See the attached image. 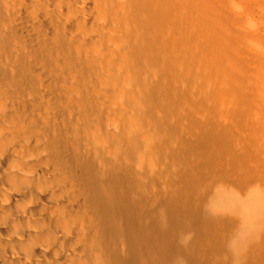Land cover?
<instances>
[{
	"label": "bare ground",
	"instance_id": "1",
	"mask_svg": "<svg viewBox=\"0 0 264 264\" xmlns=\"http://www.w3.org/2000/svg\"><path fill=\"white\" fill-rule=\"evenodd\" d=\"M0 11L5 24V35H0V70H9L2 76L18 73L26 82L33 81V92L43 98L41 107H56L54 111L50 107L52 118H56L58 104L60 109L65 105L69 115H62V121L67 120L70 127V122H75L74 127H58L54 133L58 136L61 130L75 131L79 142H86V153L91 150V160L93 155L102 157L97 164L86 162L78 155L80 151L77 155L83 162L76 165L79 157L75 155L73 161L63 153L72 160L71 165H76L67 170L76 177V185L80 183L78 193L82 190L86 200L85 204L82 200V211H74L69 198L71 184L67 182L70 178L57 167L59 162L64 163V156L56 157L54 140L51 143L49 134V139L45 136L49 126L39 120L44 117L47 123L48 110L35 104L38 111L46 110L38 119L43 125L40 131L36 120L30 123L34 112L30 115L29 110L35 106L26 105L23 94L15 98L10 76L9 80L0 79L5 82L0 86V238L4 237V243L13 250L21 247L19 253L11 255L16 250L11 251L9 246L5 253L0 246V264H46L49 254L66 257V251L76 246L73 242L84 230L79 227L81 218L83 223L94 224L90 226L95 230L92 236L82 231L87 236L84 239L91 236L93 242L102 240L101 221L97 222L102 218L93 214L89 199L96 196L97 185L89 184L92 180L89 178L88 183L86 174L109 180L117 164L126 160L135 165L137 173L131 174L139 181L144 174L167 178L168 170L174 167L166 165L172 161L184 168L193 163L190 155L194 147L214 151L218 173L239 188L234 191L242 189L238 196L250 201L259 198L256 205L246 207L255 235L246 247L244 263L264 261V0H0ZM12 40L18 44L10 43ZM66 116L70 121L64 119ZM51 127L52 132L55 125ZM33 129L46 137L39 139L42 143L31 138ZM81 148L86 149L84 145ZM52 149L57 151V166L52 163ZM47 152L52 159L46 157ZM73 175H69L72 182ZM230 182L226 186L231 189ZM172 183L177 188L179 182ZM230 189L228 192L233 191V187ZM85 205L92 209L91 215L83 213ZM91 209L87 208L88 213ZM47 214L54 215L55 227L47 231L46 225L45 232V225L41 229L40 224ZM75 215L81 218L76 220ZM240 224L239 228L245 230L246 226ZM37 238L38 244L33 245ZM84 239L79 249L86 245ZM96 242L93 244L101 247L102 241ZM89 246V251L95 248ZM84 249L77 255L70 252L83 255ZM95 252L89 257L95 258V264H104L107 254Z\"/></svg>",
	"mask_w": 264,
	"mask_h": 264
},
{
	"label": "rangeland",
	"instance_id": "2",
	"mask_svg": "<svg viewBox=\"0 0 264 264\" xmlns=\"http://www.w3.org/2000/svg\"><path fill=\"white\" fill-rule=\"evenodd\" d=\"M4 26H5L4 18H3L2 12L0 11V35H5ZM0 40H1V37H0ZM10 43H13L16 45V44H18V41L12 40V41H10ZM12 55L13 54H11V56ZM10 61H12V60H10ZM14 68L15 67H13L12 69H14ZM8 71L9 70L1 72V70H0V77H1L0 79L2 81L9 80L8 76H10L9 75L10 73L7 74V77L2 76L3 75L2 73H7ZM10 79H11V84L9 86L13 92L15 91L13 93V95H15V98H18V97H20V95L23 94L22 95L23 101L26 105H28V106L31 105V108H32L33 105L35 106V104H36L38 107V105L40 104L39 105L40 109L45 108L46 110H48V112H46V110H44V112L48 113L45 115V114H43L44 112L42 113L43 110L40 111V109H39V111L41 112L40 113L38 111V109L36 108V106L33 107L32 110H29V111H31L29 113H31L30 115H32V112H34L33 115L35 116V114H36V118L34 116H32V120H30L31 121L30 123L33 125L32 121L35 122L34 120H36L37 122L34 124H36V125L38 124V126H39L38 129H39L42 125V124L40 125V123L43 121V123L45 125L47 124L50 127L49 128L48 126H46L49 128V130H48V128L46 129V131H45L46 135L45 136L47 137V135L49 134L50 140L52 141L51 143H53V140H54L53 149L55 148L58 151L57 156L56 155L55 156L57 158H60L61 155L64 156V158H61V161L63 159L64 163L62 162L63 164H61V162H59L60 163V165H59L58 161L56 160L57 158L54 156V154L57 151L54 152L53 149H52V151L54 153L51 152V154L55 157L54 160L50 157L52 155L50 153L48 154L49 151L47 152L46 155H48V156H46V157L51 158L52 161H54L52 163H54L56 166L57 165L63 166V167L65 166L64 167L65 169L57 166L59 169L62 170V172H60V173L63 176L67 175L66 177H68L72 180V177H69V175L72 176L73 174L72 173L69 174V171H71L70 169L74 165V163H73V165H71V164H72V160L75 159L76 156L79 158L78 159L76 158L77 160H76L75 164L77 163V161L80 162V160H79L80 156L81 157L84 156L82 159L83 161L89 160L90 163L94 162L97 164V162L100 161V159L102 157H98V156H94V155H93L92 160L90 159L91 158V153H90L91 150L89 151L90 155H89V153L88 154L86 153L89 150V149H87V145H85L86 142L83 141L84 139L83 140L81 139L82 142L81 141L79 142L80 138H77L78 135L75 134V131H74L75 128L72 129L74 131L73 134L75 136L71 133L70 129H69L70 133H71L70 137L68 136L70 134L68 132L69 130L67 131L69 134H66L67 132L63 131L64 130L63 127L66 128V125H67V123H66L67 120L66 121L64 120L66 124L63 123V121H62L63 116L68 114V112L65 113L66 108H65L64 104H62V105H64L63 106L64 109L63 108L60 109L61 107L58 104L59 109L58 108L57 109L59 110V112H58L59 115H57L58 110L56 109L55 115H56V118L58 119V121L56 122L57 123V127H56L55 121L57 119L52 118L51 114H49L50 107L52 108L53 106L49 105L50 107H48L45 104L49 109L46 108L45 106L41 107L44 105V104L42 105L43 98H42L41 93L33 92V89L35 88V84L33 83V81H31L32 83L26 82L23 75H20L18 73H15V75H11ZM8 82H10V81H8ZM3 83H5V82H0V86ZM29 83L31 85L33 84L34 86L32 87ZM47 100L49 101V99H46L45 101L47 102ZM50 101H52V100H50ZM31 108H29V109H31ZM55 108H52V110H50V111H54L53 109H55ZM33 109H34V111H33ZM36 111H38V112H36ZM60 111L61 112L64 111L63 114ZM39 113H40V115H39ZM44 115H45V117L47 116L50 119L52 118L53 120L52 119L51 120L54 123L51 122V120H49L47 117H46L47 123L44 122L46 119L43 120L44 117H41ZM60 115L61 116L63 115V116L61 117ZM57 116L61 117V118H58ZM68 117L66 116L64 119H69V121H70V116H68ZM38 119L40 121L41 120L42 121L38 122L39 121ZM54 119H56V120H54ZM59 120L62 121V124L65 126L60 124L61 122H59ZM48 121L51 123H48ZM74 123L75 122H73V123L70 122L71 127L72 126L74 127V125H72ZM51 124L55 125L52 132L50 131L52 128ZM58 124L60 126H58ZM58 127L59 128L62 127L61 129H63V130H61V129L60 130L63 132L60 131L61 134L60 135L58 134V136H57V134H55V133L59 131ZM68 127L71 128L70 126H68ZM68 127L66 128V130L68 129ZM34 128H37V126ZM55 128L58 131H56ZM38 129H33L32 131L31 130L30 131L33 134L35 133L37 135H38V133H40L41 138L39 135H38V137H36L35 134H34V137L32 136L31 138L42 140V137H43L42 132H38L40 130V129L39 130ZM41 129H42V127H41ZM34 130H36V131L34 132ZM47 130H48V132H51V133L55 132L54 133L55 137L56 136L58 137V138L56 137L57 141L54 139L55 137H53V135L51 133H47ZM76 135H77V137H76ZM59 136H60V139L62 138L63 140H60ZM46 137H43V139H46ZM61 141H63V142H61ZM166 141H167V145H169V147H170L171 141L168 138H166ZM46 142H48V140ZM49 142L46 144H49ZM43 143H44V141H43ZM55 143H57V145ZM81 143H83V145L85 146V148H86L85 150H84V148H81L83 146ZM79 144L82 146H80ZM56 146H57V148H56ZM170 148H172V147H170ZM80 149H82V150H80ZM83 150L85 153L83 152ZM134 150L135 149H131L132 153H134ZM59 151H61V152H59ZM78 152H80V153L78 154ZM169 152H171V151L167 150L166 153L169 155L170 154ZM63 153H65V154L67 153V155L70 158L66 155H63ZM82 153L89 155L88 156L89 159H88V157H86ZM59 154H60V156H58ZM77 154L78 155L81 154V155L78 156ZM72 155H73V157H71ZM65 156H66V158H65ZM164 156L165 155H163V158H164ZM67 157L69 159H72V160H68ZM190 157H191L190 161L191 162L193 161V163H191L190 165L187 164V166L185 168H184V166L180 167L181 165L179 166V164L176 161H175V163H174V161H172V162L170 161L171 163L168 162L169 166L165 164L167 166V168L169 167V169L174 167V168H172L173 170L172 169L168 170V171H170L171 174L174 171L177 173L180 172L179 175L174 172L173 174L174 175L176 174V175L173 176V174L171 175L167 171L169 173V174H167V178H166V175H165V177H164V175H162L163 177L159 176L160 177L159 178L158 176L150 177V174H144V178L141 181H139V179L136 178V176L131 174V171L137 173L135 165L133 164L132 161L127 162L126 160H123V163L120 162V164L116 163L117 165H119V167H121V168L118 167V169H120L122 171L117 169L119 172L117 170L114 173L111 172L112 176H111V179H109V180L107 178H105V180H103L104 177L103 178H99V177L95 178L97 175H95V177H94V174H92V176H91V173H90V175H89V173L86 174V175H88V177H87L88 179L91 178L92 181L93 180L95 181V183H94V182L90 181V179L88 180L86 178L88 180V183L90 181L89 184H92L93 187L97 185L96 187H94L95 193L97 192V194H95L96 196L89 197V199L91 198L90 202L92 205V209L95 212L93 214L95 216L97 214V216H99L100 219L102 218L101 220H99V218H96V220H99L97 222L100 223V221H101V223H100L101 227L99 228V232H100V235H102L101 236L102 237V240H101L102 244L99 243V242H101L99 239H98V241L95 240V242L97 241L99 244H101V247H100V245L97 246L98 245L97 242H96L97 245H94L95 242L92 241V240H94V238L92 240L90 238L92 236V234L94 235V233H95V230L93 228L94 226L91 227L94 224H92V225L90 223L86 224L87 222L83 223L82 218L80 216H78V217L76 216L78 214H83V213L85 215H89V214L91 215L92 214V213H90V212H92V209L89 207V205H88V207L85 205L86 210L85 209H83V210L87 214L83 211V213L77 212L75 215L77 217L76 220H78L80 217L81 218V219H79L80 222H82L84 224V225L80 224V222H79V227L80 228L83 227L84 230H80L81 233L78 234V238H82V237L83 238L81 240H79L77 238L78 241H77V239L74 240L75 242H73V243L76 244V246L72 243L74 246L71 245V247L68 248V250L66 251L67 255H65L66 257H59L60 255L49 254V257L50 256L52 258L54 256H56V257L58 256V257L57 258L54 257L56 259H54V258L51 259V257L50 258L48 257V259L46 258L47 259V260L45 259V261L47 262L46 264H49L50 262H52L50 264H53V263H56V261H57L56 264H62V262H63V264H65L63 259L68 262V263L66 262V264H69L70 262H71V264L76 263V262H77V264H79L78 262H80V264L81 263L82 264L83 263L90 264L93 260H94L93 261L94 263L93 262L92 263L95 264V258L94 257L90 258L89 256H93L92 254H94V251L97 252L98 249L103 248L105 246L106 247L103 248L102 250H100V251L98 250V252H100V254H104V256L107 254L105 256L106 261L104 264H134V262L136 264H252L250 262L244 263V257H246V255H247V253L245 251V250H247L246 247H247V245L251 244V242H252L251 240L254 239V236H253L254 232L250 228V224H249V220H248L249 218L247 216L248 213L246 211L249 209V207L251 205H253V204L256 205V202H259V198L252 197V200L250 201L249 199H245L243 197L238 196L239 195L238 193H242V191H241L242 189H240L237 193L234 190L239 189V188H235V186H232V183L230 181H229L230 186L233 187V189H232V187H231V189L236 193L235 194L232 193L233 191L228 192V189H230V187L229 188L227 187L229 185V182L227 180L224 181V177L220 173H218V171H219L218 159H217L214 151H212L211 149L200 150L198 147L197 148L194 147L191 149ZM163 158L161 157L162 161H163ZM64 159L66 160V162ZM83 161H81V162H83ZM69 163H70V165H69ZM171 164L173 166H171ZM76 165H74L73 167H75ZM115 167L116 166H113V168H115ZM67 169H69V171ZM97 170L100 171V169H97ZM64 171L66 172V174ZM167 172H165V173H167ZM98 173H102V172L100 171ZM117 173H119V174H117ZM170 175L172 177H170V179H169ZM185 175H186V177H185ZM74 177L75 176L73 175V179H74L73 182L75 183V186H74V183L70 179L67 180L68 184L70 182V184L74 186V187H72L71 185H68L70 187V190L71 189L73 190V191L71 190V195L69 197V198H72L73 200H75L77 195H79L78 192L80 190V187H79L80 183L78 182L79 185H76L77 180L75 181L76 177L75 178ZM173 177L175 178V180ZM176 178L178 181H176ZM150 179H152L151 181L155 182V183H152L150 181ZM158 179H160V180L158 181ZM180 179H181V181H180ZM184 179H186L187 181H185ZM221 179H222V181H221ZM163 180L165 183H163ZM171 181H173L176 184L179 182L177 185V188L174 187L173 183L171 184ZM220 181L224 184H222ZM225 182H227V183H225ZM220 183L222 186L220 185ZM170 184H171V186H170ZM226 184H227V186H226ZM172 185H173V187H172ZM73 188H75V190ZM81 189H82V187H81ZM72 192L77 193V195H75V193H73V195H72ZM80 193L81 194L79 196H81L82 199L78 196L77 197L78 201L75 200V201H77V203L71 199L72 208L74 209V211L75 210L80 211L82 208H84L83 205L85 204L86 200L83 196L82 190L80 191ZM82 200L84 201L83 205L81 204V203H83ZM246 201H248V202H246ZM78 202L80 203L79 205H77ZM75 204L77 205L78 208L76 207ZM80 205H82V206H80ZM80 207H82V208H80ZM87 208L91 209V210H89V213L87 211ZM41 213H43V211ZM41 213H40V215H41ZM48 215L49 214L44 215L45 219L42 220L43 222L40 224L42 226L41 229L43 228V225H45L44 229H43V230H45V232H46V229H45L46 225H49V226H47V231H48V228L50 230V228L52 226H53L52 229L55 227L54 226L55 224L52 225V223H54V219H55V218H53L54 215L53 214H50L49 216ZM51 215H53V216H51ZM41 216H43V214ZM50 216L52 218H50ZM48 217H49V220H47ZM76 217H74V218H76ZM108 218H109V220H108ZM241 218H242V221H241ZM239 219H240V221H239ZM76 220H75V222H77ZM110 220H111V222L113 220V222H112L113 225L111 224V222H109ZM49 221H51V222H49ZM46 222H49V224H46ZM241 222L242 223L244 222V225L246 226L245 230L240 229L241 227L239 228L238 224H240ZM253 222H254V220H253ZM0 223H2V222L0 221ZM77 223H75V224L77 225ZM117 223H119V224H117ZM85 224H86V226H85ZM80 225H82V226H80ZM88 225H89L88 230L90 229L91 232H90V230L89 231L85 230V229H87ZM240 225H243V224H240ZM113 226H115L116 228H114ZM235 226L238 228L236 229ZM0 227L2 228L3 224H2V226L0 224ZM91 228H93V230ZM238 229H240V230H238ZM82 231L86 232L88 234V236L91 235L90 237H88L89 240L88 239H86V240H87L88 244L90 243L93 247L95 246V248H92L90 251H89V249L91 248L89 246L90 244L88 245L86 240L84 239L85 237H87L85 235L86 233H84V232L82 233ZM92 231H94V233H92ZM79 235H81L82 237ZM84 235H85V237H84ZM2 239H4V237L0 238V240L2 241V242L1 241L0 242L3 244V246H2V244L0 243V246L3 248L2 249L0 247L1 250H3L4 252L6 251L5 253H8L7 251L12 248L11 251L15 252V250H16V253L12 254L10 251L9 253H11V255H14V254L16 255L17 253H19L18 251L21 249V247H20V249H18L19 246L16 248L14 247L15 249L13 250V246L11 247L9 245L11 247L10 248L8 246V243L7 244H6V242L4 243V240H2ZM39 239H40V241H39ZM39 239L35 240L34 242H36V243L35 244L33 243V245L38 244L37 243L38 241H39V243H41L42 237ZM83 239L85 240L86 245L82 246L81 248L84 249L87 247V250L89 251L90 254L88 253L89 255L85 256L84 253L87 254V250L84 249V253H82L84 256L81 254H78L79 257L81 256V258H79L76 255H77L78 251L82 250L81 248L79 249V246L83 244L82 243ZM80 241H81V243L78 244V242H80ZM4 246H5V248H4ZM73 247H74V249H73ZM88 247H89V249H88ZM106 248H107V250H106ZM70 251L75 253L76 255H74ZM68 252H69L70 256L71 255H73V256L70 257L68 255ZM81 252H83V250ZM47 256H48V254H47ZM108 256H110V257L107 258ZM83 257H85V259ZM87 257H88V259H87ZM71 258L72 259L74 258V259L71 261ZM82 258L85 261L82 260ZM58 259H60V260L62 259L61 263H58L60 261ZM75 259H77V261L74 262ZM80 260H82V262ZM97 260L98 259H96V261ZM97 263H98V261H97ZM39 264H41V263L39 262ZM42 264H45V262ZM100 264H102V263L100 262ZM258 264H264V261H261Z\"/></svg>",
	"mask_w": 264,
	"mask_h": 264
}]
</instances>
